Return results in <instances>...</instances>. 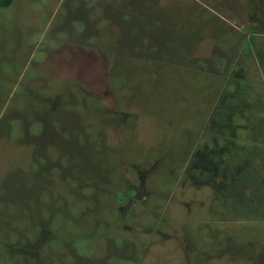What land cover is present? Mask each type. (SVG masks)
Returning <instances> with one entry per match:
<instances>
[{
	"label": "rangeland",
	"instance_id": "374dc122",
	"mask_svg": "<svg viewBox=\"0 0 264 264\" xmlns=\"http://www.w3.org/2000/svg\"><path fill=\"white\" fill-rule=\"evenodd\" d=\"M215 1L0 7V264H264V28L214 76Z\"/></svg>",
	"mask_w": 264,
	"mask_h": 264
},
{
	"label": "crops",
	"instance_id": "0c3cea01",
	"mask_svg": "<svg viewBox=\"0 0 264 264\" xmlns=\"http://www.w3.org/2000/svg\"><path fill=\"white\" fill-rule=\"evenodd\" d=\"M217 1L219 3L215 1L217 5L216 8L223 10L224 15H220L216 11H214L213 13L216 15V18L219 21H221L228 27L226 28L225 31H231V30L235 31L236 32L235 36L239 38L237 39L233 38V40H228V39L221 40L219 36L216 37L210 50L213 51V49L216 46V45L214 46L216 41L221 42L220 44L221 49L216 48L214 50L215 52L213 51V53L217 55V60H218L217 63L210 62L209 60L206 61V60L201 59L200 61H203L202 65H204L205 68L204 66L200 68L205 69V71L214 73L213 75L216 77L228 78V76H230L231 74V71H233L234 67H242V78H244L243 80H245L246 70L248 68V62L245 61L246 55L242 53L243 51L242 47H243L244 41L249 42V38L244 40V37H247L246 33L244 34L239 33L240 32L239 28L237 27L235 28L234 26L230 25L226 21L225 18L228 17L227 13L230 11L232 15H230L229 17L232 19H236L242 27H247L248 29L252 28L253 31L257 29L258 30L263 29L264 25L262 22L260 25H258L259 22L255 24L254 26H252V24L255 22V20L264 19V11H263L264 2H259L257 0H251V8L249 9L247 7V0H244V2L243 0H239L238 2H235L233 6L229 5L228 3L229 0H217ZM148 9L149 8H147L146 10L148 11ZM145 18L147 19V16ZM255 34H257V31H255ZM247 55L249 56V59L251 60V65L257 66V63L261 61V59L262 60L264 59V48L255 46L251 49V51L250 50L248 51ZM191 63H193V61ZM209 64H212L211 69H209L210 67L208 68ZM196 66L197 64L193 63L189 67L190 68L193 67V69H196Z\"/></svg>",
	"mask_w": 264,
	"mask_h": 264
},
{
	"label": "trees",
	"instance_id": "16d2710c",
	"mask_svg": "<svg viewBox=\"0 0 264 264\" xmlns=\"http://www.w3.org/2000/svg\"><path fill=\"white\" fill-rule=\"evenodd\" d=\"M13 0H0V7H9L12 4Z\"/></svg>",
	"mask_w": 264,
	"mask_h": 264
}]
</instances>
